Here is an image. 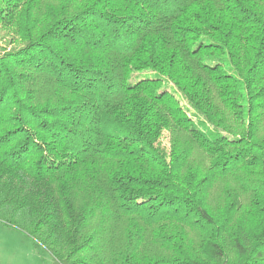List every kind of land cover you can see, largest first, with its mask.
I'll list each match as a JSON object with an SVG mask.
<instances>
[{
  "label": "trees",
  "instance_id": "trees-1",
  "mask_svg": "<svg viewBox=\"0 0 264 264\" xmlns=\"http://www.w3.org/2000/svg\"><path fill=\"white\" fill-rule=\"evenodd\" d=\"M0 223L51 264H264V0H0Z\"/></svg>",
  "mask_w": 264,
  "mask_h": 264
},
{
  "label": "rangeland",
  "instance_id": "rangeland-1",
  "mask_svg": "<svg viewBox=\"0 0 264 264\" xmlns=\"http://www.w3.org/2000/svg\"><path fill=\"white\" fill-rule=\"evenodd\" d=\"M151 71L142 70L133 73L128 82L136 79L151 77ZM172 89V86H171ZM182 105H186L181 99ZM190 115L194 114L189 110ZM162 144H167V137L163 136ZM0 253L12 257V264H51L50 256L35 242L16 229L4 226L0 223Z\"/></svg>",
  "mask_w": 264,
  "mask_h": 264
},
{
  "label": "crops",
  "instance_id": "crops-1",
  "mask_svg": "<svg viewBox=\"0 0 264 264\" xmlns=\"http://www.w3.org/2000/svg\"><path fill=\"white\" fill-rule=\"evenodd\" d=\"M12 257L4 256L0 253V264H12Z\"/></svg>",
  "mask_w": 264,
  "mask_h": 264
}]
</instances>
